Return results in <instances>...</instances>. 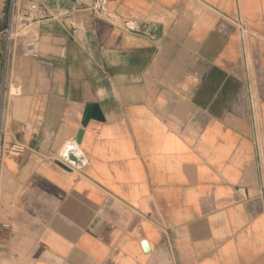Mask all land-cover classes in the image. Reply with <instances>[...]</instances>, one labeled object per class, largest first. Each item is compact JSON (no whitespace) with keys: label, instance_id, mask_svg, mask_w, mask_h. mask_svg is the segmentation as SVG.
<instances>
[{"label":"crops","instance_id":"0c3cea01","mask_svg":"<svg viewBox=\"0 0 264 264\" xmlns=\"http://www.w3.org/2000/svg\"><path fill=\"white\" fill-rule=\"evenodd\" d=\"M34 1L36 56L0 29V264H264V0Z\"/></svg>","mask_w":264,"mask_h":264},{"label":"built area","instance_id":"2783aa9c","mask_svg":"<svg viewBox=\"0 0 264 264\" xmlns=\"http://www.w3.org/2000/svg\"><path fill=\"white\" fill-rule=\"evenodd\" d=\"M107 5V0H92L90 10L94 14L102 13ZM43 9L34 0H8V14L3 34L7 42H20L21 54L24 57H34L38 51V39L26 36V31L39 19ZM11 150L20 149L11 145ZM2 147L0 146V158Z\"/></svg>","mask_w":264,"mask_h":264},{"label":"water","instance_id":"95a60500","mask_svg":"<svg viewBox=\"0 0 264 264\" xmlns=\"http://www.w3.org/2000/svg\"><path fill=\"white\" fill-rule=\"evenodd\" d=\"M89 119L102 120L103 116L100 111L99 105L96 103L88 104L85 108L81 125L84 127ZM83 130L79 129L75 138L66 143L60 153V157L74 166H81L83 164L82 154L78 149V145L81 141ZM143 248L147 249L146 243H142Z\"/></svg>","mask_w":264,"mask_h":264},{"label":"rangeland","instance_id":"374dc122","mask_svg":"<svg viewBox=\"0 0 264 264\" xmlns=\"http://www.w3.org/2000/svg\"><path fill=\"white\" fill-rule=\"evenodd\" d=\"M8 14V0H0V29H4ZM2 106V98L0 97V109Z\"/></svg>","mask_w":264,"mask_h":264}]
</instances>
